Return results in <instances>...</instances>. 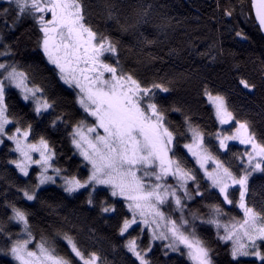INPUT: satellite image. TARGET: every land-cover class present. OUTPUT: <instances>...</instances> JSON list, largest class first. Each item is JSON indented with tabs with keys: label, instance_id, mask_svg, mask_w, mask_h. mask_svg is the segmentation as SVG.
<instances>
[{
	"label": "snow or ice",
	"instance_id": "1",
	"mask_svg": "<svg viewBox=\"0 0 264 264\" xmlns=\"http://www.w3.org/2000/svg\"><path fill=\"white\" fill-rule=\"evenodd\" d=\"M6 4L0 7V22L15 26L32 21L37 48L50 71L72 90L77 114L82 112L66 127L86 175L69 174L56 166V150L49 139L37 133L32 122L14 114L11 100L16 90L36 117L52 114L56 102L36 81L31 65L21 64L12 46L0 43V145L11 142L10 151L17 158L9 163L32 181L17 187L23 199L38 200L41 186L59 180L64 193L76 198L86 194L84 203L98 207L101 214L115 215L119 206L118 233L130 254L129 264H157L153 256L157 241L164 256L178 254L186 264H217L211 242L203 235L212 229L216 241L228 248L231 262L264 264V204L257 207L251 182L254 174L264 175V134L258 136L249 121L234 114L225 95L205 84L203 94L216 120L220 125L234 123L232 131L215 133V145L206 140L210 134L161 95L171 92L174 79L146 83L128 69L121 61L119 40L90 23L84 0H6ZM216 8L233 20L239 16L250 20L254 14L258 30L264 32V0L247 4L216 0ZM108 14L122 32L154 43L139 31L150 24L151 4L139 6L124 22L111 10ZM235 35L248 39L242 29ZM197 54L215 59L211 46ZM238 84L256 88L243 76ZM170 113H181L183 122L174 123ZM66 120L57 114L51 123L56 127ZM229 141L246 146L242 153H233L235 165L221 155V150L225 156L229 152ZM212 195L215 200L208 199ZM0 206L10 212L0 217L3 264H108L106 257L81 241L75 223L68 228L49 225L51 233L37 232L28 208L7 198ZM63 220L69 223L68 217ZM245 257L255 261H243Z\"/></svg>",
	"mask_w": 264,
	"mask_h": 264
},
{
	"label": "trees",
	"instance_id": "2",
	"mask_svg": "<svg viewBox=\"0 0 264 264\" xmlns=\"http://www.w3.org/2000/svg\"><path fill=\"white\" fill-rule=\"evenodd\" d=\"M86 13L90 23L105 34H112L120 42L121 61L134 71L146 83L161 77L174 79L171 92L166 95L169 105L183 109V113L191 121L199 125L207 134L206 140L215 145L217 131L230 132L234 123L221 127L216 120L213 107L203 94V87L208 85L211 91L219 92L227 97L228 104L234 114L241 120L249 121L258 136L264 134V73L261 62L264 61V35L258 30L253 18L238 20L223 17L216 8V0H84ZM224 3V0H221ZM247 4V0H245ZM152 5L150 24L139 31L144 33L153 44H145L136 33H124L115 20L109 18L111 10L124 22L134 10L141 5ZM6 0H0V7H6ZM247 12V8H246ZM242 29L248 36L243 39L235 35ZM37 30L31 20L25 19L12 26L0 22V43L10 44L15 51V59L21 64L31 65L35 79L46 90V94L56 102V108L50 115L36 117L32 107L23 102L16 90H13L12 111L25 122H32L37 133L44 134L56 150V166L66 169L69 174L86 175L82 158L77 155L68 136L66 123H73L82 116L77 114L79 108L75 97L58 77L50 71L42 52L37 48ZM211 46L209 56H200ZM2 50V49H0ZM238 66V67H237ZM243 76L256 84L252 90L243 89L238 84ZM57 114L67 117L53 127L51 121ZM181 113H170V119L180 124L183 122ZM11 142L0 146V205L5 198L15 200L28 208L32 213V223L37 232L47 229L49 225L63 224L65 228L75 223L82 242L90 249L96 250L106 257L108 264H129L130 254L123 247L124 239L119 236L118 225L121 219L118 213L101 214L99 208H91L84 203L86 194L76 198L68 196L60 187L61 181L55 185L48 184L41 188L39 199L25 201L17 187L30 186L29 178L23 177L9 160L16 159L11 152ZM246 147L229 143V152L222 158L232 160L233 153H242ZM233 165L237 163L232 160ZM255 203L257 207L264 204V175L252 177ZM14 185L16 187H14ZM215 200V195L208 197ZM194 208L197 205H192ZM234 215H242L232 210ZM4 207L0 206V217H5ZM68 217L69 223L63 218ZM135 235V233H133ZM203 235L211 242L213 256L217 264H230L228 248L218 243L215 230L205 231ZM63 250V248H62ZM153 256L157 264H186L183 257L169 253L164 256L160 242H155ZM4 257H0L3 264ZM134 259V258H132ZM243 261H255L254 257L241 258ZM234 264V262H231ZM259 264V261H255Z\"/></svg>",
	"mask_w": 264,
	"mask_h": 264
},
{
	"label": "rangeland",
	"instance_id": "3",
	"mask_svg": "<svg viewBox=\"0 0 264 264\" xmlns=\"http://www.w3.org/2000/svg\"><path fill=\"white\" fill-rule=\"evenodd\" d=\"M209 102V101H208ZM211 105V104H210ZM212 106V105H211ZM229 125H231V124H229ZM228 125H221V127H227ZM229 143H236V144H239V142L238 141H229ZM239 145H241V144H239ZM1 146V145H0ZM241 146H243V147H246L245 145H241ZM75 151H76V149H75ZM76 153H77V155L79 156V153L76 151ZM16 154V153H15ZM16 158H17V154H16ZM255 175V174H254ZM44 186H46V185H43V186H41V188H43ZM157 242H159V241H157ZM245 258H251V257H245Z\"/></svg>",
	"mask_w": 264,
	"mask_h": 264
},
{
	"label": "water",
	"instance_id": "4",
	"mask_svg": "<svg viewBox=\"0 0 264 264\" xmlns=\"http://www.w3.org/2000/svg\"><path fill=\"white\" fill-rule=\"evenodd\" d=\"M262 34L264 35V32H262Z\"/></svg>",
	"mask_w": 264,
	"mask_h": 264
}]
</instances>
